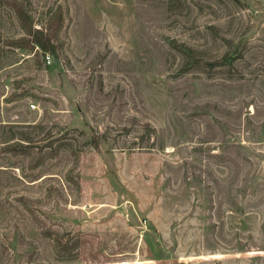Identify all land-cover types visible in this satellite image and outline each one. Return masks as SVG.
Instances as JSON below:
<instances>
[{
  "label": "rangeland",
  "instance_id": "1",
  "mask_svg": "<svg viewBox=\"0 0 264 264\" xmlns=\"http://www.w3.org/2000/svg\"><path fill=\"white\" fill-rule=\"evenodd\" d=\"M19 1L0 264H264V0Z\"/></svg>",
  "mask_w": 264,
  "mask_h": 264
},
{
  "label": "trees",
  "instance_id": "2",
  "mask_svg": "<svg viewBox=\"0 0 264 264\" xmlns=\"http://www.w3.org/2000/svg\"><path fill=\"white\" fill-rule=\"evenodd\" d=\"M8 4L12 7L17 15L19 23L25 33L28 35L27 38H21L19 40L12 41L13 45L17 47H29L32 48L34 45L41 47L45 52L56 53V46L52 43L50 35L45 33L43 30L34 27V20L32 15L23 1L19 0H0V4ZM51 27V26H50Z\"/></svg>",
  "mask_w": 264,
  "mask_h": 264
}]
</instances>
